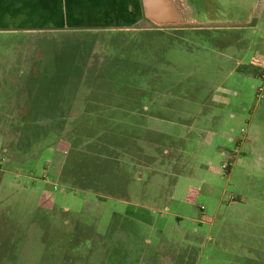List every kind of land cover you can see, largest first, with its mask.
I'll return each instance as SVG.
<instances>
[{"label": "rangeland", "instance_id": "374dc122", "mask_svg": "<svg viewBox=\"0 0 264 264\" xmlns=\"http://www.w3.org/2000/svg\"><path fill=\"white\" fill-rule=\"evenodd\" d=\"M194 1L226 15L0 33V264H135L129 243L159 232L264 239V79L246 74L264 70V0ZM49 196L60 209L38 211Z\"/></svg>", "mask_w": 264, "mask_h": 264}, {"label": "crops", "instance_id": "0c3cea01", "mask_svg": "<svg viewBox=\"0 0 264 264\" xmlns=\"http://www.w3.org/2000/svg\"><path fill=\"white\" fill-rule=\"evenodd\" d=\"M258 3L259 0H257ZM143 20L147 19L144 15L142 0H0V33L20 32L29 35L77 31L85 33L125 32L135 30ZM246 72L251 77H257L260 72L264 79V70L249 69ZM207 116L215 117L214 114ZM238 143L240 142L238 141ZM230 168L231 166L228 165L227 169ZM3 180L4 177H1L0 185L3 184ZM14 183L16 182L11 179L10 184ZM47 201L46 206L43 202L37 205L38 211L46 208L50 209V212L53 208L60 209L51 196L47 198ZM127 203L128 201L125 202V204ZM129 205L132 204L129 202ZM112 212L114 217L123 218L121 212L116 210H112ZM133 212L135 213V211ZM139 216V220L135 219L139 228L145 223L151 226L159 224L157 219H151L149 215ZM166 222V220H162L160 225H164ZM255 230L257 231L254 226L249 229L240 227L231 231L237 232L231 240H226V237L223 239L224 237H221L220 233L214 237L211 233L210 235L191 236L187 244L184 243L185 241L166 240L163 238L164 235L159 232L156 241L151 242L147 239L146 241L139 240V243H129L130 254L134 253L136 256L135 264L144 262L146 264H164L169 261L172 264H178L183 256L185 259L181 260V264H200L203 253H205L204 248L209 246L211 251L213 250L215 254L224 258L226 264H255L261 261L259 259H264V239L261 241L249 240L252 237L261 238L258 233H253ZM126 247L128 248L127 245ZM211 257L210 259H212ZM206 258L208 257L206 256Z\"/></svg>", "mask_w": 264, "mask_h": 264}, {"label": "water", "instance_id": "95a60500", "mask_svg": "<svg viewBox=\"0 0 264 264\" xmlns=\"http://www.w3.org/2000/svg\"><path fill=\"white\" fill-rule=\"evenodd\" d=\"M142 6L146 19L156 26L192 24L188 19L185 0H142Z\"/></svg>", "mask_w": 264, "mask_h": 264}, {"label": "flooded vegetation", "instance_id": "af4514ba", "mask_svg": "<svg viewBox=\"0 0 264 264\" xmlns=\"http://www.w3.org/2000/svg\"><path fill=\"white\" fill-rule=\"evenodd\" d=\"M187 6L188 19L192 23H199L203 20H208L209 18H222L226 15V12L216 5V8L211 7V9L206 10L201 6L196 4L194 0H185Z\"/></svg>", "mask_w": 264, "mask_h": 264}, {"label": "built area", "instance_id": "2783aa9c", "mask_svg": "<svg viewBox=\"0 0 264 264\" xmlns=\"http://www.w3.org/2000/svg\"><path fill=\"white\" fill-rule=\"evenodd\" d=\"M258 90H259V92H262V91H263V88H262V87H259ZM233 199H234V198H233ZM233 199H232V200H233Z\"/></svg>", "mask_w": 264, "mask_h": 264}, {"label": "trees", "instance_id": "16d2710c", "mask_svg": "<svg viewBox=\"0 0 264 264\" xmlns=\"http://www.w3.org/2000/svg\"><path fill=\"white\" fill-rule=\"evenodd\" d=\"M150 22V21H149ZM152 23V22H151ZM153 24V23H152ZM158 27V26H157ZM226 170H228V169H226Z\"/></svg>", "mask_w": 264, "mask_h": 264}]
</instances>
